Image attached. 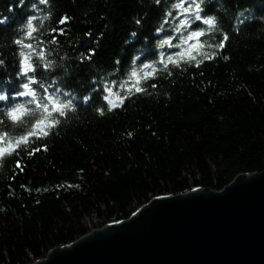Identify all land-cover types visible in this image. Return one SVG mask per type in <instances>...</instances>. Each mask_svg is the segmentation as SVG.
<instances>
[{"label": "trees", "instance_id": "16d2710c", "mask_svg": "<svg viewBox=\"0 0 264 264\" xmlns=\"http://www.w3.org/2000/svg\"><path fill=\"white\" fill-rule=\"evenodd\" d=\"M182 2L201 3L202 19L213 25H193L205 32L202 47L177 63L190 33L176 28L194 16L176 7ZM4 17L0 93L26 82L23 51L37 84L59 100L70 94L75 111L47 137H29L48 115L35 103L24 101L19 121L0 114V136L7 132L0 147L19 142L0 156V264H34L155 198L220 192L238 175L264 171V0H162L159 7L155 0H0ZM164 39L180 47H159ZM90 49L95 55L81 63Z\"/></svg>", "mask_w": 264, "mask_h": 264}, {"label": "water", "instance_id": "95a60500", "mask_svg": "<svg viewBox=\"0 0 264 264\" xmlns=\"http://www.w3.org/2000/svg\"><path fill=\"white\" fill-rule=\"evenodd\" d=\"M34 264H264V171L155 198Z\"/></svg>", "mask_w": 264, "mask_h": 264}, {"label": "snow or ice", "instance_id": "6c2138e0", "mask_svg": "<svg viewBox=\"0 0 264 264\" xmlns=\"http://www.w3.org/2000/svg\"><path fill=\"white\" fill-rule=\"evenodd\" d=\"M40 4H47L48 0H39ZM162 3V0H155V4L157 7H159ZM177 8H183V12L187 15L190 13H193V20L190 22L188 19H180L179 24L180 27L176 28V32L180 33L182 28H186L189 30V33L186 37V39H183V43L187 45L184 52H177L176 54V62H179V59L183 57L184 55H187L189 59L193 58V55L196 51H198L202 45L199 43V41L204 37L205 32L201 30H195L193 25L195 24L197 27L202 23L205 26L213 25V19H202V12H201V3L196 2L194 5L184 6L183 2L181 4L176 5ZM33 8L36 9L37 6L33 5ZM169 16L172 15V13H168ZM243 15V13H241ZM7 17H4L3 19H0V24H4L7 21ZM44 20H48L49 16L45 15L43 17ZM66 19V18H65ZM36 20L35 16L29 17L27 19V23L25 27L28 29L27 36L31 37L35 31L34 28V21ZM137 25H142V21L140 19H137L135 21ZM167 23V21H164ZM157 32H159V29H156ZM90 35V33H89ZM137 33L133 32L132 36H136ZM229 40V35L227 33L223 34V39L220 44L217 45L218 48L221 50L227 46V42ZM14 43L21 47H27L29 49L32 48L31 44H24V41L17 39L14 41ZM176 47L179 48L178 45H173L170 39H164L162 44L159 45V47ZM20 59L18 64L19 74L25 78L26 82H22L21 85L13 90H5L2 92V95H0V102H4V104L7 106L4 109H0V114L4 116L5 119H9L11 121H19L23 117L24 113L28 111V108L25 106L24 101H27L29 104L35 103V105L42 109V111L47 115L46 119L38 120L35 125V132L29 133V137L32 135H36L39 137L41 134L45 137H47L50 134L49 129L52 127H55L60 124L61 119L65 118L68 115L69 110L72 108L73 101L71 99L70 94L64 93L65 96H68L69 98L66 100H59L58 98L52 96L49 93L48 87H45L43 84H37V81L33 79V74L37 71V68L35 66L30 67V62L28 59V56L25 54V52H20ZM95 55V49H90L88 54H81L80 56V62L83 63L84 59H87L88 61H91L92 57ZM160 56L163 57L164 53L161 52ZM215 58V54H213V57ZM137 60H139V57H136ZM169 62H172L174 60L173 55H168L167 57ZM225 59H229L228 57H225ZM116 64H119L120 61L117 60L115 62ZM5 64V61L3 59H0V66H3ZM51 67L50 62L48 64L43 65L44 74H48V70ZM145 67H149L148 64H145ZM167 67V65H165ZM197 67H199V64H197ZM135 75V73H133ZM40 87L42 91L44 92V96L41 99H37V92L34 90V87ZM106 91V89L102 90ZM139 91V90H138ZM105 100H107V96L105 95L103 97ZM84 102L87 103L90 99L89 96L83 97ZM108 104L111 105V101L108 100ZM111 107H109V111H111ZM75 111V110H74ZM100 115H104V110L100 109ZM7 136V132L4 133V135L0 136V144L5 143V137ZM29 137H23L22 141L27 142ZM19 146V142H17L16 145H12L11 143L8 144L7 147H0V156L4 155V153L11 151H14L16 147ZM45 150H47L45 148Z\"/></svg>", "mask_w": 264, "mask_h": 264}, {"label": "clouds", "instance_id": "9594fccd", "mask_svg": "<svg viewBox=\"0 0 264 264\" xmlns=\"http://www.w3.org/2000/svg\"><path fill=\"white\" fill-rule=\"evenodd\" d=\"M0 95H2V93H0ZM71 110H72V111H74V110H75V106H74V105H72V108H71Z\"/></svg>", "mask_w": 264, "mask_h": 264}]
</instances>
